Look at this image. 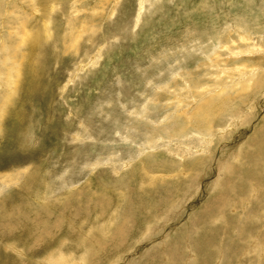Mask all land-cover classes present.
I'll use <instances>...</instances> for the list:
<instances>
[{
    "label": "rangeland",
    "instance_id": "1",
    "mask_svg": "<svg viewBox=\"0 0 264 264\" xmlns=\"http://www.w3.org/2000/svg\"><path fill=\"white\" fill-rule=\"evenodd\" d=\"M0 264H264V0H0Z\"/></svg>",
    "mask_w": 264,
    "mask_h": 264
},
{
    "label": "bare ground",
    "instance_id": "2",
    "mask_svg": "<svg viewBox=\"0 0 264 264\" xmlns=\"http://www.w3.org/2000/svg\"><path fill=\"white\" fill-rule=\"evenodd\" d=\"M46 26V25H45ZM48 35V34H47ZM46 35V36H47ZM49 36V35H48ZM259 49V48H258ZM7 60V59H6ZM8 60H9V58H8ZM13 69V68H12ZM238 69V68H237ZM237 71V70H236ZM256 71V70H255ZM255 71H253V75L255 74ZM245 72V71H244ZM12 73V72H11ZM17 74V77L19 76L18 75V73H19V70H15V72H14V74ZM10 74V73H9ZM32 75V74H31ZM10 76V75H9ZM246 76H248V75H246ZM13 77H15V75H13ZM16 78V77H15ZM9 79V78H8ZM36 78L35 77H33V78H31V80H32V84L33 85H36V80H35ZM243 79V78H242ZM10 80V79H9ZM14 80V79H13ZM13 80H12V82H13ZM11 82V81H10ZM11 82V83H12ZM14 82H17V78L14 80ZM244 82V81H243ZM7 83V82H6ZM8 84V83H7ZM12 85V84H11ZM10 85V86H11ZM236 86H241V88L242 89H244V90H246V89H248L249 87H250V85H247L245 82H244V84H241V81L240 80H238V81H236V84H235ZM12 89L13 90H15L16 89V83H15V87L13 88V86H12ZM12 95V94H11ZM10 95V96H11ZM225 104H226V101H225V103H224V108H225ZM202 107H205V110L204 109H202ZM216 107H217V104L215 103V100H213V99H207V100H205L199 107H198V112H197V128L196 129H204L205 128V126L206 125H208L209 124V120L212 118V117H214V114H215V111H216ZM222 107H220V109H221ZM165 120V119H164ZM198 121H201L202 122V124H200V123H198ZM235 125V124H234ZM179 127V126H178ZM181 128V127H180ZM180 128H179V130L178 131H180ZM131 131V130H130ZM133 131V130H132ZM181 133V132H180ZM180 133H178V132H176V133H174V135H178V136H180ZM151 136H153V135H151ZM156 141V140H155ZM148 147V146H147ZM189 149H195L194 150V152H198V151H201V148H189ZM49 256H50V254L48 255V259H49ZM56 257V256H55ZM49 260H52L51 259V256H50V259Z\"/></svg>",
    "mask_w": 264,
    "mask_h": 264
}]
</instances>
